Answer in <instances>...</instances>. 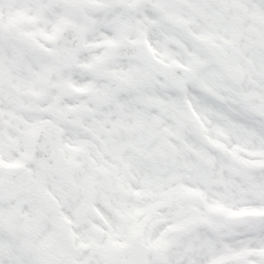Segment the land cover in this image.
<instances>
[{
    "label": "snow or ice",
    "instance_id": "6c2138e0",
    "mask_svg": "<svg viewBox=\"0 0 264 264\" xmlns=\"http://www.w3.org/2000/svg\"><path fill=\"white\" fill-rule=\"evenodd\" d=\"M0 264H264V0H0Z\"/></svg>",
    "mask_w": 264,
    "mask_h": 264
}]
</instances>
